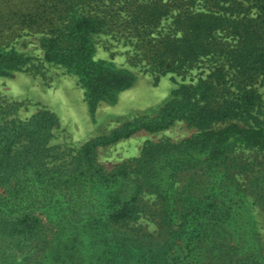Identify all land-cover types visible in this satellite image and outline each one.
<instances>
[{"label": "trees", "instance_id": "trees-1", "mask_svg": "<svg viewBox=\"0 0 264 264\" xmlns=\"http://www.w3.org/2000/svg\"><path fill=\"white\" fill-rule=\"evenodd\" d=\"M118 25L155 79L200 75L154 116L75 149L49 143L57 120L48 110L1 119L0 264H264L249 214L252 204L264 211V92L254 87L264 0H0V37L39 32L44 57L74 71L90 106L132 82L92 59L93 36ZM20 60L0 45V75ZM174 120L195 132L147 141L110 170L97 163V147Z\"/></svg>", "mask_w": 264, "mask_h": 264}, {"label": "rangeland", "instance_id": "rangeland-1", "mask_svg": "<svg viewBox=\"0 0 264 264\" xmlns=\"http://www.w3.org/2000/svg\"><path fill=\"white\" fill-rule=\"evenodd\" d=\"M92 43V59L102 60L132 76L128 87L98 99L94 106L88 104L85 89L72 69L44 57L39 32L23 28L10 37H0V45L4 49L13 48L21 59L16 69L0 75V120L25 119L39 109L48 110L57 120L49 143L59 150L75 149L124 122L154 116L178 85L192 83L200 75V69L193 67L185 72L162 73L155 79L156 72L134 45V37L119 25L94 35ZM254 87L257 92H264V74ZM194 132V128L180 120L153 133L139 129L127 138L97 147L96 160L104 170H110L122 161L136 157L147 141L167 139L177 142ZM249 214L264 239V211L252 204ZM143 223L149 228L153 224L149 220Z\"/></svg>", "mask_w": 264, "mask_h": 264}]
</instances>
